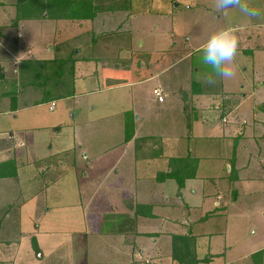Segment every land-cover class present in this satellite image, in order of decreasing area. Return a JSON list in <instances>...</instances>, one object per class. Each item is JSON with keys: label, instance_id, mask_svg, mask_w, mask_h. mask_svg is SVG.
<instances>
[{"label": "crops", "instance_id": "crops-1", "mask_svg": "<svg viewBox=\"0 0 264 264\" xmlns=\"http://www.w3.org/2000/svg\"><path fill=\"white\" fill-rule=\"evenodd\" d=\"M126 1L124 0V3ZM99 6L104 7L106 3ZM121 8L123 12H117L120 15L119 23L125 22L123 29L128 31L121 35L129 37L132 33L130 28L133 25V11L123 4ZM123 8H127L126 12ZM13 15L9 9L0 8V33L10 30L6 34L11 37L18 32L19 37L23 39L18 53L24 58L27 54L32 55L25 58L27 67L22 75L28 81L19 96V104L22 97L31 96L32 100L37 98L40 103V98L52 94L58 96L64 89L63 86L50 85V82L47 84L45 78L43 84L31 83L29 80L40 82L41 76L46 73L29 70V62L43 66L44 63L56 59H74L73 86L68 87L72 94L66 95L73 97L80 78L86 81L102 73L98 70V65H94V68L91 66L92 72L88 67L82 68L83 74L79 77V67L114 58L109 54V48L116 44L115 38L120 34L107 35L101 39L95 36L101 27L111 25V14L91 20L84 17L85 20L25 21L19 25L20 32L8 27L14 19ZM49 24L53 26L47 27ZM50 31L55 36L51 35ZM66 31L71 32L64 35ZM47 34L51 35L48 41ZM8 39H3L2 47L8 43ZM79 39L85 41L80 42ZM117 46L120 48L121 44ZM132 46L133 43L128 47L124 45V52L132 51ZM94 49H97L98 55L91 54ZM0 64L2 68L10 67V62L6 64L0 61ZM132 69V81L109 89L133 87L157 77L151 75L147 76L151 78L145 79L147 77L143 73L139 75L137 69ZM52 72L55 70L50 71L49 76ZM118 72L124 71L118 68ZM6 79L8 84L13 86L10 72H7ZM3 84L5 86L7 82L0 81V106L3 104L5 111L1 112L0 116L5 118L11 108V100L5 97L10 94L3 90ZM198 85L199 88L192 89L186 97L189 99L192 96V113H195L192 124L185 122L184 117H187L182 115L181 119L183 118L186 124L173 121L162 133L155 132L149 123L139 124L140 116L137 122L131 121L127 116L131 112L129 107L122 108L118 129L120 143L97 154L92 152L91 156L86 152L90 151L88 147V150H77L75 137H72L74 142L62 151L63 154L58 151L50 154L36 149L37 143L33 134L41 131L40 128L31 127L29 131L32 133L26 134L24 142L10 133V137L0 138V165L14 161L18 176L0 179V182L18 181L22 170L26 169L25 189L30 193L26 201L31 197L29 204L39 211L63 208L69 198H72V201L79 198L81 204H85L86 213L92 214L89 215L90 221H87L89 229L80 234L81 240H77L76 244L69 242L66 245L69 254L76 257L82 255L76 260V264H143L144 259L149 261L148 264H179L174 259L176 236L195 239L197 257L199 260L208 258L207 264H245L231 259L234 247L231 238V209L238 208V204L246 195L248 201H253L264 190V128L260 129L261 126L256 120L259 115H263L260 118L264 117V108L252 109V122L246 119L244 122L240 121L239 110L243 101L237 103L235 97H228L224 85L223 95L213 93L207 83L205 86ZM156 88L162 90L165 102L159 103L154 98L160 105H164L167 101L166 87L160 83L152 90ZM37 92L40 93L36 94ZM245 96L247 98V95H244V99ZM130 97H133L134 101L137 100L133 92ZM211 99H220L221 103L216 104ZM223 106L226 107L225 112L221 109ZM54 110L55 108L51 110L50 106V111ZM218 111L224 115H219ZM218 116L222 117V124L217 122ZM145 126L148 132L144 131ZM56 133L61 134L62 127H56ZM220 145L224 146V150L218 149ZM146 148L153 150L148 156L144 154ZM51 157H54V161L49 159ZM173 164L177 165L176 169L179 171L175 177H182V183L171 177L174 174ZM70 172L76 173V187L74 188L73 183V186L68 187L65 182L66 187H61L64 176ZM42 179L50 180L49 184L46 185ZM104 233L106 237L102 238ZM47 236L45 234L41 239H47ZM32 242L34 244V240ZM49 253L50 257L66 256L62 245ZM252 255L250 257L256 254Z\"/></svg>", "mask_w": 264, "mask_h": 264}, {"label": "rangeland", "instance_id": "rangeland-1", "mask_svg": "<svg viewBox=\"0 0 264 264\" xmlns=\"http://www.w3.org/2000/svg\"><path fill=\"white\" fill-rule=\"evenodd\" d=\"M97 1L95 0V3ZM17 2V0H0V8H8L11 11L9 5H16ZM105 3L109 4V2ZM243 3L257 10L259 15L255 17L246 15L239 8L231 9L227 14L221 13L214 6L215 0H127L126 7L133 11L131 36L120 35L115 38L116 44L109 48V54L114 58L79 67L81 68L79 77L83 74L84 68L88 67L92 72L91 66L94 65L96 67L98 65L101 75L86 81L80 78L77 81V92L73 97L66 96L72 94L69 88L73 83L66 86L64 92L58 96L52 94L40 98V103L37 98L32 100L31 96L22 97L21 104L19 101L16 105L12 104L13 109L10 108L7 117L0 116V138H8L10 133H13L16 139L24 142L28 133H32L29 131L31 127H36L41 131H36L33 136L37 143L36 149L42 153L52 154L58 151L60 154L74 142L72 137H75L77 150L89 149L90 151L86 152L91 156L92 152L97 154L120 143L121 136L118 129L122 119L120 114L122 108L129 107L131 112L127 116L131 121L137 122L140 116L139 124L149 123L155 132L162 133L163 129L173 121L192 124L195 116V113H192V96L189 99L186 97L192 89L199 88L198 84L205 86L210 74V68L202 63L201 49L218 27L229 22L238 24L242 28L239 33L240 44L237 56L229 66L234 75L229 79L218 80L216 84L210 85L209 89L212 88L213 93L223 95L224 85L228 97H235L237 103L243 101L239 110L240 121L244 122L246 119L252 122L254 116L252 109L264 108V0H243ZM119 8L122 10L121 7ZM113 20L112 18L111 21ZM119 21L118 17L111 25L102 27V30L116 29L119 27ZM8 31L10 30L0 33V61L6 64L10 62V67L2 68L0 64V81L7 82L5 86L3 84V90L8 91L7 94L10 96L5 97L13 99L19 98L24 88L23 84L28 81L22 75L23 62L32 55L27 54L25 58L20 55L18 52L23 39L19 37L18 32L10 37L6 34ZM18 31H21V26ZM67 32L71 31L63 34ZM50 33L55 36L52 31ZM51 35L47 34V41ZM3 39H8L4 47H2ZM79 41L85 40L79 39ZM132 43V51L124 52L123 46L128 47ZM73 44L78 43L73 42ZM118 44H121L120 48ZM97 52V49H94L91 54L98 55ZM129 57L131 59H128ZM118 68L124 72L119 73ZM132 68L137 69L139 75L143 73L145 77L151 75L157 77L133 87L109 89L132 81L134 79L131 75ZM39 69L35 67L34 72L37 73ZM7 72H10L13 78V86L8 84ZM149 78L151 77L145 79ZM160 83L166 87L167 101L164 105L156 102L152 95L153 87ZM131 92L134 98H137L136 101L130 97ZM244 95H247V98L245 96L244 99ZM213 102L221 103L220 99ZM52 103L56 104L54 112L50 111ZM2 105L0 113L5 111V106ZM224 108L226 107H221L223 112H225ZM223 112L217 113L224 115ZM182 115L187 117H184L185 122L183 118L181 119ZM262 116L256 117L260 129L264 128V117L260 118ZM216 120L222 124V117L218 116ZM58 126L62 127L61 134L56 133ZM144 131H147L146 126ZM213 147L216 148L215 144ZM218 149L224 150V146L220 145ZM150 151L153 150L146 148L145 156L150 155ZM49 159L52 161L54 157ZM25 170H22L18 181L0 182V264H76V260L82 255L76 257L69 254L66 245L69 242L76 244L77 240H81L80 234L89 229L87 221H90L91 213H86L85 204H81L79 198L75 199L76 201L69 198L63 208L40 211L34 208L28 202L31 197L26 201L30 193L25 189L27 181ZM16 175L18 176V169ZM77 179L76 173L70 172L64 176L60 186L66 187L67 184L70 187L74 184L75 188ZM42 181L47 185L50 180L42 179ZM261 193L253 201H248L246 195L238 204V208L231 209V238L234 243L231 259L239 260V263L262 264V260L264 261V193ZM47 195L50 196L49 193ZM45 234L48 235L47 239L42 237L44 239L42 240L41 236ZM105 237L106 233L102 238ZM101 240L105 241V239ZM59 245L64 247L66 256L50 257L49 251ZM251 254L256 255L250 257ZM146 261L144 259L143 264Z\"/></svg>", "mask_w": 264, "mask_h": 264}, {"label": "trees", "instance_id": "trees-1", "mask_svg": "<svg viewBox=\"0 0 264 264\" xmlns=\"http://www.w3.org/2000/svg\"><path fill=\"white\" fill-rule=\"evenodd\" d=\"M18 2L16 5H9L13 12V18L11 20L10 29H14L17 31L19 25L21 22L25 21H37L41 19H49V20H66V19H81L85 20L87 17L89 19H95L98 16H107L111 14L112 18L116 21L118 17L120 18V13L122 10H119V7H122V4L124 7L127 6V1L124 3V0L121 2V0H108L109 5L106 4V6L102 7L99 5H102L105 3V0H98L97 3H95V0H17ZM2 5V4H1ZM8 9V8H5ZM124 12L125 9L123 8ZM120 11V12H119ZM118 12V13H117ZM123 12V11H122ZM84 17H86L84 19ZM110 21V23H114L115 21ZM103 21V20H102ZM126 21V20H125ZM105 24V22H104ZM103 24V25H104ZM107 25V24H106ZM119 27H117L114 30H110L112 33H108L110 31H103L101 27V31L98 30L97 33H95V36L99 39L104 38L107 35H117L122 33H127L128 31L123 29L125 26V22L121 21V23L118 24ZM72 57V56H71ZM74 59L67 58L64 59H56L52 62L44 63L43 66L40 64H34L33 62H29L30 65H28L29 70H34L35 67L40 68L37 70L38 72H43V74L46 73L45 76H41L42 79L39 82L38 80H30L33 84H43V79L45 78V81H47V84L50 82V85L53 86H63L64 89H66L69 84L73 82L74 77ZM27 63H23V69L24 72L26 70ZM52 72L49 76L50 71ZM57 75V76H56ZM29 82V83H30ZM46 84V83H45ZM25 84H23L24 86ZM62 89V92H64ZM49 93V92H48ZM11 99V98H10ZM19 98H13L11 99V108L13 109V105H16V102ZM13 104V105H12ZM17 110V109H16ZM15 110V111H16ZM178 162V161H175ZM177 165L173 164V176L179 172L176 169ZM175 168V169H174ZM17 172V165L13 161L1 164L0 165V178H13L16 177ZM171 173V174H172ZM177 176V175H176ZM176 180H179L180 183L183 182L182 177H175ZM182 186V184H181ZM196 240L193 238H190L188 236H176L174 237V252L175 256L174 259L179 264H207L209 263V259L205 258L204 260H199L196 253Z\"/></svg>", "mask_w": 264, "mask_h": 264}, {"label": "clouds", "instance_id": "clouds-1", "mask_svg": "<svg viewBox=\"0 0 264 264\" xmlns=\"http://www.w3.org/2000/svg\"><path fill=\"white\" fill-rule=\"evenodd\" d=\"M214 6L217 11L224 14L231 9L239 8L246 15L253 17L259 15L257 10L248 7L243 0H215ZM241 31L240 25L229 22L218 27L202 47V63L210 68L206 80L208 85H214L218 80L229 79L234 75L229 66L237 56Z\"/></svg>", "mask_w": 264, "mask_h": 264}, {"label": "built area", "instance_id": "built-area-1", "mask_svg": "<svg viewBox=\"0 0 264 264\" xmlns=\"http://www.w3.org/2000/svg\"><path fill=\"white\" fill-rule=\"evenodd\" d=\"M153 96L158 100L159 103H164L165 102V96L162 92L161 89L156 88L153 90ZM56 104L52 103L51 105V110H53L55 108ZM224 122H226V120H224ZM149 261H146V264H148Z\"/></svg>", "mask_w": 264, "mask_h": 264}]
</instances>
